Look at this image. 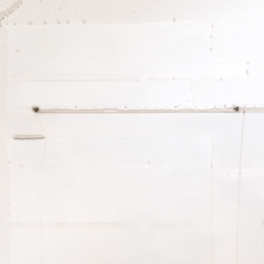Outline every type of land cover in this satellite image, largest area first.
<instances>
[{"label":"bare ground","instance_id":"bare-ground-1","mask_svg":"<svg viewBox=\"0 0 264 264\" xmlns=\"http://www.w3.org/2000/svg\"><path fill=\"white\" fill-rule=\"evenodd\" d=\"M29 3L41 22L85 26V58L41 68L52 89L8 65L0 264H264V0ZM53 133L168 138L34 156Z\"/></svg>","mask_w":264,"mask_h":264},{"label":"snow or ice","instance_id":"snow-or-ice-1","mask_svg":"<svg viewBox=\"0 0 264 264\" xmlns=\"http://www.w3.org/2000/svg\"><path fill=\"white\" fill-rule=\"evenodd\" d=\"M11 3L12 0H0V7ZM29 17L33 21L31 24L27 22ZM86 31L85 26L76 20L65 24H57L52 20L47 23L39 21L30 9L29 0H25L23 7L15 15L6 13L4 17H0V91L13 85V81L9 79L8 65L14 60L18 79H36L46 89L56 87L52 82L41 80L39 70L46 66L81 62L85 57L80 37ZM21 43L25 45L24 56L16 59L12 52ZM39 108L37 105V111ZM56 142L53 138L42 145H35L37 151L33 155L48 151ZM154 230L189 231L182 221H162L154 225Z\"/></svg>","mask_w":264,"mask_h":264},{"label":"water","instance_id":"water-1","mask_svg":"<svg viewBox=\"0 0 264 264\" xmlns=\"http://www.w3.org/2000/svg\"><path fill=\"white\" fill-rule=\"evenodd\" d=\"M35 110L36 107L34 108ZM38 112V111H36ZM53 138L57 142H81V141H99V140H165L168 137L160 134H46L42 136L45 141H51ZM216 166V165H212ZM245 167H255V165H239ZM258 166V165H257ZM256 166V167H257ZM261 167V165H259Z\"/></svg>","mask_w":264,"mask_h":264}]
</instances>
